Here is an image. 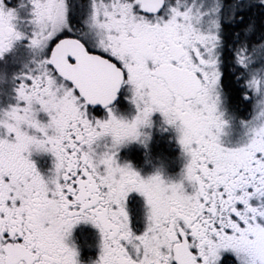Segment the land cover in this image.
Segmentation results:
<instances>
[{
    "label": "flooded vegetation",
    "instance_id": "flooded-vegetation-1",
    "mask_svg": "<svg viewBox=\"0 0 264 264\" xmlns=\"http://www.w3.org/2000/svg\"><path fill=\"white\" fill-rule=\"evenodd\" d=\"M88 1L39 44L34 3L0 0V264H250L264 229V146L245 150L231 134L208 142L191 111L218 75L222 84L223 50L219 70L208 67L196 38L151 21L122 22L98 47ZM167 2L150 14L141 0L140 13L159 17ZM247 8L235 16L243 33ZM30 39L36 54L21 48ZM63 40L68 68L89 70L79 85L55 68ZM38 56L50 68L31 78ZM196 78L193 99L183 92ZM234 115L243 126L251 117Z\"/></svg>",
    "mask_w": 264,
    "mask_h": 264
},
{
    "label": "rangeland",
    "instance_id": "rangeland-1",
    "mask_svg": "<svg viewBox=\"0 0 264 264\" xmlns=\"http://www.w3.org/2000/svg\"><path fill=\"white\" fill-rule=\"evenodd\" d=\"M167 1L166 9L161 16L145 18L140 13L141 0H89L86 25L93 29L94 41L97 39L96 44L102 47L114 39L112 33L119 29L122 22L132 21L136 24L142 21L156 22L164 29L175 30L178 37L185 35L189 39L196 38L208 67L215 66L219 70L223 22H233L232 20L235 19L244 2L249 7L250 3L256 0H235L231 3H228V0ZM257 1L264 5V0ZM31 2L34 3V8L28 9L30 15L28 19L33 21L30 31L39 42L40 38L45 39L50 36L49 25L52 26L54 20L56 25H61L64 20L63 14L66 19L69 18L70 13L74 17H79L80 5L76 0H62V8L66 11L63 13L61 8L57 9L59 0H25L24 4L30 6ZM58 31L60 28H56L55 33ZM90 39V36L86 37V40ZM27 45L29 46L26 47ZM24 47L29 52L32 50V54H36L32 39L26 42L25 46L21 45L22 49ZM40 52L41 50L38 53ZM38 58L37 60L34 58L30 67L31 71L27 73L31 78L36 75L45 76L48 73L47 69L50 68L45 56H38ZM136 59L134 57L133 61ZM236 63L240 68L238 78L243 86L248 113L251 116L246 121V125L243 126L242 123L238 125L235 121V115L229 108L222 91V84L219 82L220 75H218V80L215 79L216 76L214 77L215 70L211 73L215 79H213V85L201 96L197 107H192L191 111L200 119L202 125L209 127L208 142H219L220 139L231 134L233 140L239 138L247 140L245 150H255L264 146V43L259 49H240L236 53ZM129 68L131 78L139 74V63L135 62ZM134 83L136 84L137 80H134ZM261 234L258 247L247 259L250 264H264V229L261 230Z\"/></svg>",
    "mask_w": 264,
    "mask_h": 264
},
{
    "label": "trees",
    "instance_id": "trees-1",
    "mask_svg": "<svg viewBox=\"0 0 264 264\" xmlns=\"http://www.w3.org/2000/svg\"><path fill=\"white\" fill-rule=\"evenodd\" d=\"M262 15L261 29L263 32V41L255 43V31H257L258 24L257 14ZM229 25L225 23L222 24V40H223V54H224V76L222 79V91L226 96L227 103L231 111L238 117H249L248 104L245 99L244 90L241 82L238 78V71L240 68L238 63H236V53L242 48H247L248 50L259 49L264 43V5H262L257 0L250 3L247 8L246 22L244 33H247L246 40H243L244 33L239 30V25L237 18L232 20ZM237 21V22H236ZM246 31V32H245ZM261 43V44H260ZM226 59L229 63H226ZM252 109V107H250Z\"/></svg>",
    "mask_w": 264,
    "mask_h": 264
},
{
    "label": "water",
    "instance_id": "water-1",
    "mask_svg": "<svg viewBox=\"0 0 264 264\" xmlns=\"http://www.w3.org/2000/svg\"><path fill=\"white\" fill-rule=\"evenodd\" d=\"M143 4L145 7V11L147 13L158 14L164 8L165 0H143ZM69 42H71V41L63 40L57 44V46L55 47V52H54V64H55V68L57 69V71L63 77H66L68 79H70L72 76L76 77L78 79V83H76V84L79 85V76L82 73H88L89 70H88V68L85 69L81 65L82 61H78L75 67L68 68L69 66L67 65L65 58L63 56V48H64V45L69 43ZM81 50H82V52L87 54L84 47H82ZM59 52H62V54H61L62 56H60V57L55 55V53H59ZM91 58L96 59L97 61L101 62L102 64H104V63L109 64V62L107 60H105L99 56H93V55H88V54L86 55V60H90ZM110 66H112V68L114 70H116V71L118 70V72L120 74V78L123 76L122 71L120 69H117L116 65L111 64ZM195 81L196 82L198 81V84H196V88L188 87L183 92L184 94H186L185 96H188V97L193 98V99L196 97L197 93L201 90V86H202L199 79L196 78Z\"/></svg>",
    "mask_w": 264,
    "mask_h": 264
}]
</instances>
